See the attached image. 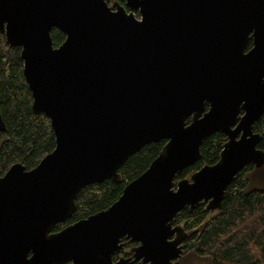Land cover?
I'll list each match as a JSON object with an SVG mask.
<instances>
[{"label": "water", "instance_id": "obj_1", "mask_svg": "<svg viewBox=\"0 0 264 264\" xmlns=\"http://www.w3.org/2000/svg\"><path fill=\"white\" fill-rule=\"evenodd\" d=\"M52 28L65 35L58 46ZM0 32L20 48L32 112L55 136L33 168L0 176V264L111 263L122 237L138 244L111 264H183L176 214L218 210L239 171L264 166L253 129L264 119V0H0ZM214 132L226 136L217 162L176 180ZM162 139L117 200L52 232L81 188L120 182L119 167Z\"/></svg>", "mask_w": 264, "mask_h": 264}, {"label": "trees", "instance_id": "obj_2", "mask_svg": "<svg viewBox=\"0 0 264 264\" xmlns=\"http://www.w3.org/2000/svg\"><path fill=\"white\" fill-rule=\"evenodd\" d=\"M106 1L125 4V0ZM50 35L54 46L65 38L57 28H52ZM251 43L250 40L248 48ZM22 69L20 48L9 46L0 32V176L17 162L26 169L33 168L55 146L49 119L43 113L32 112V96ZM253 129L262 135L257 147L264 152V119L255 122ZM225 141L222 132L208 136L201 145L199 160L177 173L176 180L189 178L203 165L216 163ZM165 142L162 139L149 143L131 155L118 169L120 182L106 179L81 188L71 218L56 223L52 232L111 205L121 195L124 186L148 167ZM175 224L187 232L182 242L180 261L183 264H188L187 258L190 257L209 264H262L264 166L250 163L239 171L227 186L218 210L210 211L204 202L193 209L185 207L176 214ZM130 245L124 247L123 254H129Z\"/></svg>", "mask_w": 264, "mask_h": 264}, {"label": "flooded vegetation", "instance_id": "obj_3", "mask_svg": "<svg viewBox=\"0 0 264 264\" xmlns=\"http://www.w3.org/2000/svg\"><path fill=\"white\" fill-rule=\"evenodd\" d=\"M63 223V222H62ZM63 229V228H62ZM60 231V230H59ZM58 232V231H57ZM121 243H123V246H122V248L119 250V251H116L115 253H113V254H111V263H114V262H116V261H118L120 258H126V257H129L130 255H131V249L133 248V247H135L138 243L136 242V241H130L129 239H127V238H125V237H122L121 238V240H120V242H119V244H121ZM128 244H131L130 246H129V254L128 255H125V254H123L122 252H123V250L125 249L124 247L126 246V245H128ZM30 255V254H29ZM136 262H138V261H136ZM140 262V261H139ZM73 263V261H71V260H68V261H66V262H64L63 264H72ZM109 261H104V264H111ZM141 263V262H140ZM134 264V263H133ZM142 264V263H141Z\"/></svg>", "mask_w": 264, "mask_h": 264}, {"label": "rangeland", "instance_id": "obj_4", "mask_svg": "<svg viewBox=\"0 0 264 264\" xmlns=\"http://www.w3.org/2000/svg\"><path fill=\"white\" fill-rule=\"evenodd\" d=\"M187 262H188V264H209V263H206L204 261H200V260L195 259V258L193 260L191 257L187 258ZM262 264H264V260H263Z\"/></svg>", "mask_w": 264, "mask_h": 264}]
</instances>
